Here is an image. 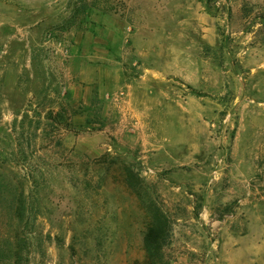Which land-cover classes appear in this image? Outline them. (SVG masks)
I'll return each instance as SVG.
<instances>
[{"label": "rangeland", "instance_id": "obj_1", "mask_svg": "<svg viewBox=\"0 0 264 264\" xmlns=\"http://www.w3.org/2000/svg\"><path fill=\"white\" fill-rule=\"evenodd\" d=\"M264 264V0H0V264Z\"/></svg>", "mask_w": 264, "mask_h": 264}, {"label": "trees", "instance_id": "obj_2", "mask_svg": "<svg viewBox=\"0 0 264 264\" xmlns=\"http://www.w3.org/2000/svg\"><path fill=\"white\" fill-rule=\"evenodd\" d=\"M123 172L127 186L137 197L147 215L148 223L143 237V245L149 264H173L166 259L163 251L171 231L170 216L132 167L123 166Z\"/></svg>", "mask_w": 264, "mask_h": 264}]
</instances>
